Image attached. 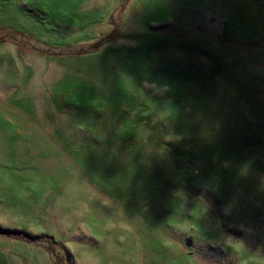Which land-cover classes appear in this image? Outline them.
Masks as SVG:
<instances>
[{
  "label": "rangeland",
  "instance_id": "1",
  "mask_svg": "<svg viewBox=\"0 0 264 264\" xmlns=\"http://www.w3.org/2000/svg\"><path fill=\"white\" fill-rule=\"evenodd\" d=\"M0 36V264H264V0H0Z\"/></svg>",
  "mask_w": 264,
  "mask_h": 264
},
{
  "label": "trees",
  "instance_id": "2",
  "mask_svg": "<svg viewBox=\"0 0 264 264\" xmlns=\"http://www.w3.org/2000/svg\"><path fill=\"white\" fill-rule=\"evenodd\" d=\"M3 40H5V37L0 36V41H3ZM2 231H5V230H2ZM5 232H7V231H5Z\"/></svg>",
  "mask_w": 264,
  "mask_h": 264
}]
</instances>
